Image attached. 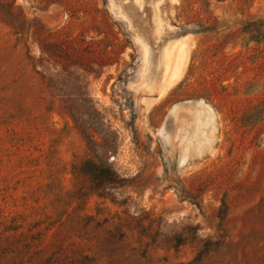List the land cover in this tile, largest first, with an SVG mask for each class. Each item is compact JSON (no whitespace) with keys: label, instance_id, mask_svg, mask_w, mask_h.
I'll return each instance as SVG.
<instances>
[{"label":"rangeland","instance_id":"374dc122","mask_svg":"<svg viewBox=\"0 0 264 264\" xmlns=\"http://www.w3.org/2000/svg\"><path fill=\"white\" fill-rule=\"evenodd\" d=\"M0 264H264V0H0Z\"/></svg>","mask_w":264,"mask_h":264},{"label":"trees","instance_id":"16d2710c","mask_svg":"<svg viewBox=\"0 0 264 264\" xmlns=\"http://www.w3.org/2000/svg\"><path fill=\"white\" fill-rule=\"evenodd\" d=\"M105 181L107 182V183H109V184H115V183H117V181H114L113 179H111V178H109V177H107L106 179H105Z\"/></svg>","mask_w":264,"mask_h":264},{"label":"bare ground","instance_id":"6f19581e","mask_svg":"<svg viewBox=\"0 0 264 264\" xmlns=\"http://www.w3.org/2000/svg\"><path fill=\"white\" fill-rule=\"evenodd\" d=\"M182 49V48H181ZM181 52H182V50H181ZM184 52H185V50H184ZM183 53V52H182ZM183 56V55H182Z\"/></svg>","mask_w":264,"mask_h":264}]
</instances>
